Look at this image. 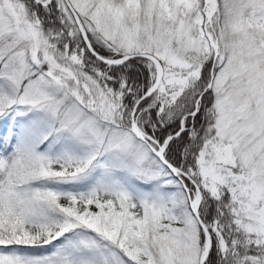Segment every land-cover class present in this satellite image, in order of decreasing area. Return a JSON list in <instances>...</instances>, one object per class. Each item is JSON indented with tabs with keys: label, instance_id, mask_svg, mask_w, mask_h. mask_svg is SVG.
Masks as SVG:
<instances>
[{
	"label": "snow or ice",
	"instance_id": "6c2138e0",
	"mask_svg": "<svg viewBox=\"0 0 264 264\" xmlns=\"http://www.w3.org/2000/svg\"><path fill=\"white\" fill-rule=\"evenodd\" d=\"M0 264H264V0H0Z\"/></svg>",
	"mask_w": 264,
	"mask_h": 264
}]
</instances>
